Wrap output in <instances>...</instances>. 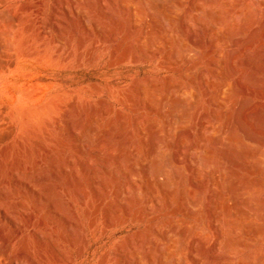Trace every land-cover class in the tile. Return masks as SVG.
Instances as JSON below:
<instances>
[{
	"label": "rangeland",
	"instance_id": "rangeland-1",
	"mask_svg": "<svg viewBox=\"0 0 264 264\" xmlns=\"http://www.w3.org/2000/svg\"><path fill=\"white\" fill-rule=\"evenodd\" d=\"M101 1L0 0V264H194L195 261L196 264H211L210 261H218L219 255L224 252L216 246L215 234L220 226L213 216L218 201L214 176L210 168L202 165L197 174L191 157L198 153L196 148L211 144L210 140L216 137V126H221L214 117L223 108L213 104L212 89L213 84L222 80L226 66L221 57L216 70H213L211 61L217 53L223 55L227 46L220 43L215 48V55L211 53V45L215 40L210 38L208 26L191 13L192 0H180L183 8L175 20L156 17L159 28L152 29L155 43L151 50L149 47L144 49L146 57H143L137 42L143 37V32L149 29L146 6L141 4L146 10L145 15L138 27L132 29L129 20L134 7L131 2L125 4L126 7L123 5L124 0ZM138 3L143 1L139 0ZM202 3L206 11L217 6L212 0ZM246 6L249 18L258 22L262 13L259 0H227L226 8L223 7L215 15L222 19L221 28L229 27L231 15L228 9H246ZM116 15H119L120 20L115 19ZM245 16L237 17L235 24L238 29ZM8 19L14 20V26L8 25ZM95 21L105 26L107 35H114L115 43L119 45L117 52H114L110 40L105 43L97 38ZM180 25H185L189 36L202 42V51L192 58L181 54L178 60L167 61L169 53L181 44L175 36ZM94 43L96 48L92 49ZM240 48L241 45L238 46V58L243 55ZM260 51L262 54L256 68L261 81L256 84L248 81L247 69L240 66L237 60V69L233 75L230 74L238 86L245 85L254 91L249 98L255 115H250L248 110L244 114L248 115V118L245 117L249 127L264 137V118H261L264 117V32L258 29L257 37L249 45L247 53L256 58ZM125 53L127 57H124ZM133 54H139L138 58H134ZM194 67H200L203 73L199 81H196L198 77L194 76V72L189 70ZM143 85L154 87L151 93L153 97L148 99L152 103L151 108L148 100H142L139 89ZM237 93H233L225 108L232 110L234 104L244 99L242 92ZM192 94L198 97L193 98ZM131 99L136 100V103ZM171 100L180 103V113L189 114L186 123L181 124L176 132L169 129L166 121ZM259 111L262 112L261 116ZM202 118L214 126V130L207 133L208 141L202 138ZM121 149L126 154L122 163L127 164L120 162L122 167L118 160ZM242 149L250 152L262 150L252 145H244ZM111 152L113 156H110ZM51 163L56 165L52 166ZM87 164L92 166L87 168ZM104 165L108 166L107 170H104ZM159 165L164 167L162 177L155 176ZM250 165L264 167V159L256 157ZM49 166H52L51 169ZM71 166L72 180L75 183L80 181L86 192H83L82 200L67 189L68 180L58 173L62 167L70 169ZM134 167L137 174L133 177L131 169ZM91 169L97 170V179H104L108 184L107 188L101 190L99 197L94 195L89 186L93 176ZM45 174L52 175L45 178L47 182L43 180ZM241 174L249 181L261 178L264 182L258 174ZM189 178L198 180L196 187L186 184ZM166 180L170 187L166 185ZM232 180L228 184L230 192L224 202L226 205L223 206L226 219H235L231 215V208L241 200L238 202L239 207L252 216L242 223H249L250 228L264 230V187L250 191L240 189L234 193L237 180ZM124 183L128 184L130 191L119 204L115 191ZM50 184L54 187L52 192L51 187L45 189ZM134 185H137L140 197L132 190ZM150 186L157 195L158 205L145 206L147 197L151 195L146 187ZM40 187L44 188L41 190ZM231 195L234 199L229 197ZM192 198L197 201L194 206L190 204ZM248 198H257L256 201L260 205L262 203L263 213L249 210L243 203ZM56 199L62 201L56 202ZM48 200L56 202L55 215L49 212ZM111 202L117 205L116 209H111L115 208ZM125 204H128L131 216L123 221L115 216ZM96 205L99 207L96 208ZM110 209L112 219L108 218ZM60 211H65V215L71 219ZM50 215H53L52 219ZM61 218L71 222L69 229L62 224ZM41 219H44L45 225ZM41 221L43 223L39 225ZM38 226H41L42 231ZM71 231L79 240L76 235L77 241L74 240ZM247 236L245 233L233 234L235 240L248 245L244 244L246 249H233L227 256L228 264L247 262V256L253 253L260 257L259 264H264V238L251 239L253 237ZM70 237L75 242H71ZM168 237H171L174 245L169 243ZM52 246L60 254L63 253L62 259L56 256L55 259ZM23 249H27L26 254ZM167 250H171L172 257L165 259Z\"/></svg>",
	"mask_w": 264,
	"mask_h": 264
},
{
	"label": "bare ground",
	"instance_id": "bare-ground-1",
	"mask_svg": "<svg viewBox=\"0 0 264 264\" xmlns=\"http://www.w3.org/2000/svg\"><path fill=\"white\" fill-rule=\"evenodd\" d=\"M101 1V0H100ZM139 0H124L123 2V5H129L130 2L132 3V6L134 7L133 8V12L130 13V24H131V28L132 29H136L138 27V24H139V21L144 17L145 15V12L146 10L141 6V4H144V6H146L147 8V11H148V15H149V19H148V23L147 25H149V29H147L146 31H144L143 33V37L141 38V40L139 42H137V44L139 43L138 47L139 49H141L142 51H140V53L142 52V56L143 57H146V54H145V51L144 49L149 47L148 49H152V46H154V43H155V33H154V30H152L153 28L157 27L156 29H158V22H157V19L156 17H163L167 20H175L176 17H177V14L178 12L183 8V4L180 0H174V2L172 3H165L163 2L162 0H142L143 3H138ZM193 1V4H192V11L191 13L194 14V17L197 19V20H200L201 22H204L210 32H211V39H214L215 42L211 45V53H216V50L215 48L217 47V45L220 43L221 44H226L227 48L224 50L225 53H223V55H221L220 53H217L216 54V57L213 61H211V65L212 67L214 68L213 70H216L217 68V63H218V60L223 57V62L226 66L225 68V74H223L222 76V80L216 84H213V93H214V96L212 98V102L214 105H217L219 106L220 108H223V110L221 112H219L216 117H214L217 122H220L221 123V126H216V137L212 138L210 140V145L209 146H200L199 148H196V150L198 151L197 154L194 153V155H192V164H195L196 167L195 168V172L198 174L201 169V165L204 166V167H207L208 169L210 168L211 169V173L212 175L214 176L213 179H214V190L216 191L217 193V196H218V201L216 202V206H215V210L213 212V216L216 218V224H219L220 226V229L219 231L217 232V243H216V246L218 247V249H222V251L224 253H221V256L220 259L218 261H210L212 262L211 264H228V260H227V256L228 254L231 253V251L233 249H236L238 247H243L246 249L245 245L246 243H240L239 240H235V238H233V234L235 233H245L247 234L248 236L247 237H253L251 239H254V238H258V239H261V238H264V230H259L258 228L255 229V228H250L248 225L246 224H243L242 221L245 219H248L250 218V213L247 212V210H242L240 207H239V200L238 202L234 203L231 211V215L232 217H234L235 219L232 220V221H228L226 219V211L224 210V205H226V198H227V195H228V192H230V187H228V184L230 183V181L232 179H236L237 180V183L235 184V187L232 185V187H234L233 189V192L234 191H238V190H249V189H255V188H262L264 187V182L261 178H257L255 180H251L249 181L248 178L241 174V172H249L250 174L253 173V174H258L260 177H262L264 179V167L262 166H254V165H250V162H252L256 157H259L261 159H264V137L261 136V134L253 131L249 125H248V122L246 121V119L248 118L247 116L248 115H245L244 114V111L247 112V110L249 111L250 115L253 116V114L255 113V111L252 110V107H250V103H251V99L249 98L252 94H253V90H251L250 88H248L247 86L245 85H240L238 86V84H236V82H234L232 80V75L233 73L236 71V64H235V61L237 60L239 62V65L242 66V67H245L247 69V79L248 81L250 82H259L261 80H259L261 77L259 75V73L257 72V60L258 58L260 57V55L262 54L261 51L259 52V54H256L258 56H256V58H253L251 55H249L247 52H248V49H249V45L252 43V41L255 39V37H257V32H258V29H261L263 30L264 32V0H259L261 6H262V13H261V16H260V19L258 22H254L256 20H252L249 18V9L248 7L246 6V9H241V8H231V9H228V13L231 15V19H230V24H229V27L226 28V29H222L221 26H220V22L222 21L221 18H216L215 15L216 13H220L222 8L225 7L227 5V0H212V3L214 4H217L216 8H212L211 10L209 9L208 11H206L205 7L203 6V3L204 0H192ZM104 2V1H103ZM105 3V2H104ZM101 4H102V1H101ZM247 4V3H246ZM245 4V5H246ZM103 5V4H102ZM122 5V6H123ZM125 5V6H126ZM127 7V6H126ZM129 8V7H128ZM226 8V7H225ZM127 9V8H125ZM132 9V8H131ZM129 10V9H128ZM224 10V9H223ZM125 11V10H124ZM126 13V12H125ZM252 13V12H250ZM128 14V13H127ZM254 14V13H253ZM114 15V14H113ZM112 15V16H113ZM241 15H247L248 18H246L247 16H245L244 19H242V23H241V26L237 27V25L235 24V21L237 19V17H240ZM117 16V15H116ZM119 16V15H118ZM118 16L115 18V19H119ZM254 16V15H253ZM250 17L252 18V14L250 15ZM255 17V16H254ZM253 17V18H254ZM129 18V17H128ZM114 19V21H115ZM118 20V21H119ZM143 20V19H142ZM141 20V21H142ZM13 21L14 20H9L8 19V25H13ZM147 21V20H146ZM116 22V21H115ZM183 22V21H182ZM117 23V22H116ZM181 23V22H180ZM95 24H96V31L98 32V39L101 40V42H105L107 40H110L112 43H113V48H114V52L116 50H118V46L116 45L115 43V37L113 34L111 35H107L106 33V29L104 27H102V25L100 26L99 23L97 21H95ZM119 24V23H118ZM130 26V25H129ZM107 28V27H106ZM122 28V27H121ZM185 25H180L177 30H176V37L177 39H179V41L181 42V44H179V46L174 50L172 51L171 53H169L168 57H167V61H176L179 59L180 55L183 54L186 58H192V56H195L197 53H199V51L201 50L202 48V42L196 38H194L193 36H189L186 32V29H185ZM195 28V27H194ZM45 29V28H44ZM146 29V28H145ZM163 29V28H162ZM46 31H49V30H46ZM113 31V30H112ZM132 31V30H131ZM134 31V30H133ZM238 31H240V36L238 35ZM169 32V31H168ZM109 34V33H108ZM168 34V33H167ZM159 34H157L158 36ZM61 37V36H60ZM92 37V36H91ZM128 37V36H127ZM160 37V35H159ZM59 39V37H57ZM124 39V38H123ZM164 39V38H163ZM202 39V38H201ZM95 40V39H94ZM103 40V41H102ZM61 41V40H60ZM168 41V40H166ZM178 41V40H177ZM179 41L177 43H179ZM82 42V41H81ZM97 43V42H96ZM94 43L92 45V49L93 48H96L94 47L95 44ZM106 43V42H105ZM120 43V42H119ZM130 43V42H129ZM170 43V42H169ZM212 43V42H211ZM67 44V43H66ZM133 44V43H132ZM171 44V43H170ZM241 45V48H242V53L243 55L239 56L238 58V46ZM67 46V45H66ZM132 46V45H131ZM204 46V44H203ZM81 47V46H80ZM100 47V46H99ZM118 47V48H117ZM218 48V47H217ZM240 48V49H241ZM129 49V48H128ZM150 49V50H151ZM239 49V50H240ZM124 50H127V49H124ZM134 51V50H131V52ZM202 51V50H201ZM117 52V51H116ZM125 52V51H124ZM129 52V50H128ZM127 52V53H128ZM113 53V51H112ZM115 54V53H114ZM123 54V53H122ZM129 54V53H128ZM125 56L124 57H127L126 56V53L124 54ZM215 55V54H214ZM120 57H123V55H119ZM139 54H133V57L134 58H138ZM142 57V58H143ZM148 57V56H147ZM184 57V58H185ZM206 57V56H205ZM119 58V57H118ZM133 58V59H134ZM264 58V57H263ZM236 61V62H237ZM261 61V59H260ZM264 61V59H263ZM118 62V61H117ZM134 62V60H133ZM132 62V63H133ZM143 62V61H142ZM237 62V64H238ZM113 63V62H112ZM165 63V62H164ZM168 63V62H167ZM117 64V63H116ZM175 64V63H174ZM210 65V64H209ZM189 70H192L194 72V76L198 77V78H195L196 81H199V79L202 78V71H201V68H192V69H189ZM232 73V75L230 74ZM246 78V77H245ZM149 80V79H147ZM195 81V82H196ZM249 83V82H248ZM253 84V83H252ZM211 86V85H210ZM259 86V85H258ZM257 87V86H256ZM258 88V87H257ZM153 89L154 87H152L151 85L148 86V85H143L140 87V93L142 95V100L143 101H146L150 98L151 96V93L153 92ZM256 91V90H255ZM237 92H242L243 96H244V99L237 103V104H234L232 110H229L227 108H225L226 104L232 99V97L234 96L233 93H237ZM260 92V91H259ZM182 93H185L183 90H182ZM238 94V93H237ZM241 94V95H242ZM153 95V94H152ZM193 95V98H197L198 96L195 95V94H192ZM233 95V96H232ZM253 96V95H252ZM153 96H151L152 98ZM171 99V98H170ZM132 100V99H131ZM133 101V100H132ZM136 100H134L133 102H135ZM149 101V107L151 108L152 107V103L150 100ZM136 103V102H135ZM138 104V103H137ZM252 106V105H251ZM170 111H169V115L167 117V126L169 127V129L171 128L172 131L176 132V130L178 128H180V125L181 124H184L186 123L185 121L188 120L187 117H189L186 113H180L179 111V107H180V103L177 102L176 100H171V103H170ZM74 108V107H73ZM247 108V109H246ZM251 108V109H250ZM263 110L262 112L264 111V107L262 106ZM261 108V109H262ZM74 110V109H73ZM254 113H253V112ZM262 112H258L259 115L262 113ZM207 114V113H205ZM255 115V114H254ZM247 118H246V117ZM261 116V115H260ZM205 117V116H204ZM69 118V117H68ZM208 118V117H207ZM262 119L264 117H261ZM204 119V120H203ZM209 119V118H208ZM141 120V119H140ZM202 123H201V128H202V138L203 140L205 141H208L209 139L207 138V133L211 130H214V126L209 124L207 122V119L206 118H202ZM138 123V122H137ZM136 123V124H137ZM263 120H262V124H263ZM121 124V122H120ZM152 125V124H151ZM264 125V124H263ZM149 126V125H148ZM182 126V125H181ZM147 127V126H146ZM153 127V125H152ZM10 128V127H9ZM144 128V127H142ZM151 128V127H149ZM145 130V128H144ZM146 130H148L146 128ZM121 132V131H120ZM215 134V133H214ZM121 135H123L121 133ZM130 135V134H129ZM117 136V135H116ZM213 136V135H212ZM128 140V139H127ZM125 142V141H124ZM127 142V141H126ZM128 143V142H127ZM126 143V144H127ZM131 143V142H130ZM209 143V142H208ZM123 144V143H122ZM120 145V144H119ZM246 146V145H252V146H256L257 148L259 149H262L258 152H250V151H246V150H243L242 147L243 146ZM230 146L234 147V148H231ZM113 147V146H111ZM123 149H121L120 151V154L118 156V160H119V164L120 162L122 163L124 158H126V154L124 151H122ZM111 151V150H110ZM109 151V152H110ZM194 151V150H193ZM50 153V152H49ZM98 153V152H96ZM95 153V154H96ZM67 155V153H66ZM69 155V154H68ZM50 156L54 159V157L52 156V154H50ZM107 156V155H106ZM105 156V157H106ZM110 156H113V153L111 152L110 153ZM67 157V156H66ZM92 157V156H91ZM117 157V155H116ZM99 158V157H98ZM108 158V156H107ZM110 158V157H109ZM114 158V157H113ZM51 159V160H53ZM105 159V158H104ZM69 160V159H68ZM110 160V159H109ZM79 161V160H78ZM107 161V160H106ZM52 162V161H51ZM72 162V161H71ZM70 162V163H71ZM67 163V162H66ZM107 163V162H106ZM176 163L178 164V162L176 161ZM123 165H127V164H124L122 163ZM50 165L52 166H55L54 163H51ZM63 165V164H62ZM60 165V166H62ZM76 165V164H75ZM88 165V164H87ZM87 168H90L91 166H87ZM99 165V164H98ZM52 166H49L50 169ZM94 166V165H93ZM121 166V164L119 165ZM73 166L70 167V169H68L67 167H62L60 169V171L58 172L61 176L63 175L64 177L66 178H63V179H67V189L69 188L70 192L72 194H75L77 195L81 200L84 199V188L82 186V184L79 182H74L72 180V176H71V169H72ZM108 166H105L104 165V170H107ZM122 167V166H121ZM125 167V166H124ZM122 168L126 171V167L125 168ZM132 166H130L129 168H131ZM59 169V168H58ZM157 171H156V174L155 176H163L162 173H163V169L164 167L159 165L156 167ZM209 169V170H210ZM208 170V171H209ZM45 171V170H44ZM52 171V170H51ZM50 171V172H51ZM92 171V179H91V182L89 184L92 192L94 193V195L96 197H99L101 195V190L107 188L108 184L104 181V179H97V177H95L96 175V171L95 169H91ZM129 171V170H128ZM135 171H137V169L135 170V167L133 169H131V176H135ZM45 172H48L47 170ZM56 172H57V169H56ZM124 172V171H123ZM55 173V171H54ZM52 172V174H54ZM56 174V173H55ZM54 174V176H55ZM74 174H76L74 172ZM116 174V173H115ZM248 174V173H247ZM40 175V173H39ZM46 176V174H45ZM49 176V175H47ZM44 177L43 180L45 181L47 178ZM52 175L49 176V178L51 177ZM53 176V177H54ZM59 176V175H57ZM115 176V175H114ZM255 176V175H254ZM85 177V175H84ZM139 177V176H137ZM30 178V177H29ZM56 178V177H54ZM60 178V176L58 177ZM74 178V177H73ZM104 178H105V175H104ZM116 178V177H115ZM114 178V179H115ZM128 178H129V175H128ZM156 178V177H155ZM160 178V177H159ZM193 178V177H192ZM186 179V184L190 185L191 187H196L197 186V181L196 180H193V179ZM27 179V178H26ZM33 179V177L31 178ZM53 179V178H52ZM51 179V180H52ZM157 179V178H156ZM199 179V178H198ZM212 179V180H213ZM107 180V179H106ZM131 180V178H130ZM158 182L159 179H157ZM40 181V180H38ZM37 181V182H38ZM42 181V180H41ZM48 181V179L46 180V182ZM58 181V180H57ZM60 181V180H59ZM64 181V180H63ZM77 181V180H76ZM151 181V180H150ZM184 181V180H183ZM23 182V181H22ZM53 182V181H52ZM61 182V181H60ZM131 182V181H130ZM129 182V183H130ZM167 184L168 187L169 186V181L166 180L165 181ZM233 182V180H232ZM231 182V183H232ZM34 183V182H33ZM32 183V184H33ZM163 183V181H162ZM148 184V183H147ZM41 185V184H40ZM39 185V186H40ZM43 185V183H42ZM164 185V183L162 184V186ZM38 186V185H37ZM44 186V185H43ZM54 186V185H53ZM57 186V185H56ZM189 186V188H190ZM29 187L32 189L31 185H29ZM51 187V192L53 191L52 188V184H50L49 186L46 185L45 186V189ZM118 187V186H116ZM231 187V189H232ZM41 188V187H40ZM44 188V187H43ZM41 188V190L43 189ZM48 188V189H49ZM147 189L149 188V191L151 192V195L147 197L146 199V205L145 206H154V205H158L157 203V195L155 193V191L152 189V187H146ZM227 188H229L227 190ZM17 189V188H15ZM34 189V188H33ZM60 189V188H59ZM167 189V188H166ZM188 189V188H187ZM196 189V188H195ZM19 190V188H18ZM35 190V189H34ZM64 190H65V187H64ZM90 190V191H91ZM134 192H135V195L137 197H140L139 196V192H138V187L137 185H134L133 186V189H132ZM170 190V189H169ZM193 190V189H192ZM213 190V191H214ZM17 191V190H16ZM38 192V190H36ZM49 191V190H48ZM105 191V190H104ZM129 188H128V184L127 183H124L121 188L116 192V195H117V198H118V203L120 204V202L122 203L123 202V198L124 196H128L129 195ZM250 191V190H249ZM260 191V189H259ZM65 192V191H64ZM106 192V191H105ZM149 192V193H150ZM184 192V191H183ZM188 192V190H187ZM232 192V191H231ZM232 192V194H233ZM239 192V191H238ZM39 193V192H38ZM86 193V192H85ZM92 193V194H93ZM131 193V192H130ZM190 193V192H189ZM195 193V192H194ZM235 193V192H234ZM45 194V193H44ZM49 194V193H48ZM51 194V193H50ZM56 194V193H55ZM54 194V195H55ZM231 194V193H229ZM86 195V194H85ZM31 196V195H30ZM50 196V195H49ZM56 196V195H55ZM59 196V195H58ZM144 196V195H143ZM194 196V195H193ZM242 196V195H240ZM44 197V196H43ZM48 197V196H47ZM60 197H62L60 195ZM192 197V196H191ZM231 198V196H229ZM234 197H236L234 195ZM243 197V196H242ZM52 198V197H51ZM104 198V197H103ZM131 198V197H130ZM230 198V199H231ZM244 198V197H243ZM260 198V197H259ZM264 198V197H263ZM31 199V198H30ZM45 199V198H44ZM43 199V200H44ZM49 199V198H48ZM98 199V198H97ZM100 199V198H99ZM102 199V198H101ZM115 199V198H114ZM190 199V198H189ZM193 199V198H192ZM190 200V204H192L193 206L197 204V201L196 199H193V200ZM234 199V198H233ZM236 199V198H235ZM55 200V199H54ZM58 200V199H56ZM132 200V199H131ZM258 200L257 198H255V200L251 199V198H248V199H244L243 200V203L245 204V206L249 209V210H255L258 214L260 213H263V209H262V203L261 205L259 204L260 202L259 201H256ZM262 200V197L260 199V201ZM41 201V200H40ZM40 201H38V203H41ZM47 201V199H46ZM50 201V206L48 205L49 207V212L51 214H56V202H60L62 200H58L56 201L55 203L53 202V200H48ZM92 201H93V198H92ZM98 201V200H96ZM113 201V200H112ZM117 201V200H116ZM233 201V200H231ZM64 202V201H63ZM80 202V201H79ZM82 202V201H81ZM102 202V201H101ZM100 202V203H101ZM137 202V201H136ZM259 202V203H258ZM47 203V202H45ZM99 203V204H100ZM187 203V202H186ZM215 203V202H214ZM241 203V204H243ZM43 204V203H42ZM59 204H62V203H59ZM58 204V205H59ZM64 204V203H63ZM83 204V202H82ZM112 204V202H111ZM137 204V203H136ZM240 204V205H241ZM244 204L242 206H244ZM22 206H24L25 204H21ZM44 205V204H43ZM68 205V203H67ZM81 205V203H80ZM114 207L117 206L116 204H112ZM26 206V205H25ZM24 206V207H25ZM39 206H42L41 204ZM60 206V205H59ZM62 206V205H61ZM65 206V204L63 205ZM99 205H96V208H98ZM89 207H91L89 205ZM27 208V206H26ZM44 209V206L42 207ZM72 208V207H71ZM146 208V207H145ZM41 208H39L40 210ZM60 209V208H59ZM58 209V210H59ZM111 209H116L111 207ZM111 209L109 210V219H112L111 218ZM97 210V209H96ZM94 210V211H96ZM138 210V209H137ZM144 210V208H143ZM147 210V209H145ZM144 210V211H145ZM63 211V210H62ZM136 211V210H135ZM213 211V210H212ZM48 210H47V214L49 213ZM61 212V211H60ZM65 212V211H64ZM64 212H61V214L63 213L65 215ZM72 212V211H71ZM143 212V211H142ZM148 212V211H147ZM255 212V213H256ZM46 213V212H45ZM59 213V212H58ZM86 213V212H85ZM254 213V214H255ZM256 213V214H257ZM97 214V213H96ZM95 214V215H96ZM175 214V213H174ZM257 214V216H259ZM60 215V214H59ZM94 215V214H93ZM142 215V214H141ZM7 216V215H6ZM53 216V215H52ZM51 215L49 216L51 219L53 218ZM69 218L68 215H65ZM74 216V215H73ZM131 216L130 214V209H129V206L128 204H125L123 205V210L122 211H119L117 213V216H115L117 219H120V220H123V221H126L129 217ZM261 216V215H260ZM46 215L44 214L43 215V218H45ZM48 217V216H47ZM62 217V216H61ZM229 217V216H228ZM252 217V216H251ZM264 217V216H263ZM49 218V219H50ZM55 218V217H54ZM65 218V217H63ZM259 218V217H258ZM33 219V218H31ZM71 219V218H69ZM76 219V217H75ZM233 219V218H232ZM260 220H263L261 218H259ZM42 221H44V219H41ZM55 220V219H54ZM60 219H58V222ZM73 220V219H72ZM94 221V219H92ZM41 223L39 222L38 224L42 225V222ZM50 221V220H49ZM61 221H62V224H64L65 226H71V222L67 219H62L61 218ZM2 222V221H0ZM54 222V221H53ZM56 222H57V219H56ZM55 222V223H56ZM73 222V221H72ZM109 222V221H107ZM5 225V224H4ZM35 225V224H34ZM45 225V221H44V224ZM75 225V224H74ZM97 225V224H96ZM110 225V224H109ZM214 225V224H212ZM211 225V226H212ZM1 226V225H0ZM59 226V224H58ZM62 226V225H61ZM93 226V225H92ZM105 226H106V223H105ZM108 226V225H107ZM106 226V227H107ZM4 227V226H3ZM31 227V226H29ZM79 227V226H78ZM110 227V226H109ZM215 227V226H214ZM249 227V228H248ZM254 227V226H253ZM1 228V227H0ZM38 228L42 231L41 229V226H38ZM210 228H213V227H210ZM247 228V230H246ZM55 229V228H54ZM58 229V228H57ZM63 230V228H61ZM69 229V227H68ZM214 229V228H213ZM212 229V230H213ZM233 231H231V230ZM65 230V229H64ZM67 230V229H66ZM65 230V231H66ZM71 230V229H70ZM48 231V230H47ZM74 231V230H73ZM73 231L72 232V237H74V240L76 239L74 235H76ZM36 232V230H35ZM39 231H37L36 233L38 234ZM44 232V231H43ZM31 233V232H30ZM46 233V232H45ZM65 233V232H64ZM68 234V232H66ZM74 233V234H73ZM139 233V232H138ZM40 234V232H39ZM48 234V233H47ZM27 236V235H26ZM44 236V235H43ZM70 236V235H69ZM141 236V235H140ZM166 236V235H165ZM54 237V236H52ZM77 237V235H76ZM47 238H50L48 235H47ZM78 238V237H77ZM26 239V237H25ZM70 241L73 240V238H69ZM63 240H65L63 238ZM73 240V241H74ZM79 240V238L77 239ZM75 240V241H77ZM170 242L173 243V241L171 240V237H168L167 239ZM27 241V240H25ZM74 241V242H75ZM253 241V240H252ZM260 241V240H259ZM55 242V241H54ZM72 242V241H71ZM140 242V241H138ZM204 242V241H203ZM142 243V242H141ZM139 244V243H138ZM171 244V243H170ZM27 245V244H26ZM134 245V244H133ZM172 245V244H171ZM174 245V243H173ZM248 245V244H246ZM174 247V246H173ZM172 247V248H173ZM25 248H27L25 246ZM50 248V247H49ZM215 248V247H214ZM28 249V248H27ZM26 249V250H27ZM51 249V248H50ZM25 250V249H23ZM22 250V251H23ZM24 251L27 252V251ZM29 251V250H28ZM53 252V255L54 257H59V258H63L64 255L63 253L60 254L61 252H59L57 250L56 247L52 246V250ZM171 250H167V255H166V258L165 259H168V258H171ZM221 251V250H220ZM48 252V250H47ZM233 252V251H232ZM29 253V252H28ZM22 254V253H21ZM26 254V253H25ZM25 254H24V257H25ZM31 254V253H30ZM134 254V253H133ZM173 254V253H172ZM51 255V253H50ZM63 255V257H62ZM218 255V254H217ZM131 256V255H130ZM218 256V257H219ZM23 255H22V258H24ZM55 257V259L57 260V258ZM132 257V256H131ZM248 257V261L247 262H242L240 264H259L258 260H260V257H258L256 254H250ZM27 258V257H25ZM24 258V259H25ZM213 258V257H212ZM211 258V259H212ZM30 259V258H29ZM44 259V258H43ZM54 259V260H55ZM164 259V258H163ZM264 259V258H262ZM261 259V260H262ZM31 260V259H30ZM67 260V258H66ZM28 261V260H27ZM30 262V261H29ZM54 262V261H53ZM69 262V261H68ZM194 262V261H193ZM59 263H62V261H60ZM203 262H201L202 264ZM29 264V263H28ZM196 264V261L195 263Z\"/></svg>",
	"mask_w": 264,
	"mask_h": 264
}]
</instances>
